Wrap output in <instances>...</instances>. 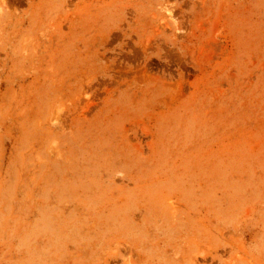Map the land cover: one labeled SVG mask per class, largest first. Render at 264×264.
I'll list each match as a JSON object with an SVG mask.
<instances>
[{"label":"rangeland","instance_id":"obj_1","mask_svg":"<svg viewBox=\"0 0 264 264\" xmlns=\"http://www.w3.org/2000/svg\"><path fill=\"white\" fill-rule=\"evenodd\" d=\"M0 264H264V0H0Z\"/></svg>","mask_w":264,"mask_h":264}]
</instances>
